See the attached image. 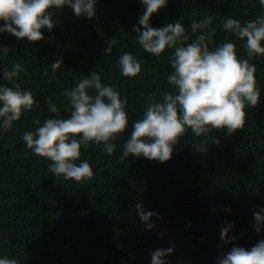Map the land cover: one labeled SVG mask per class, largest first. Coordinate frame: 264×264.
Returning a JSON list of instances; mask_svg holds the SVG:
<instances>
[{"label": "trees", "instance_id": "16d2710c", "mask_svg": "<svg viewBox=\"0 0 264 264\" xmlns=\"http://www.w3.org/2000/svg\"><path fill=\"white\" fill-rule=\"evenodd\" d=\"M96 9L89 19L67 5L52 8L56 23L51 31L42 28L44 38L38 41L0 33V75L15 63L25 69L14 81L0 79V84H19L32 90L36 100L11 129L0 131V256L15 257L20 264H151L150 251L174 241L167 264H216L233 245L250 248L264 239V229L257 233L253 218V211L264 206V56L250 61L256 65L261 98L246 107L243 129L234 134L213 129L207 137L189 129L165 162L143 156L121 159L132 122L153 98L173 91L167 81L172 49L156 56L139 45L132 26L145 10L141 0H97ZM209 15L216 29L210 49L231 40L238 57L248 58L243 41L222 23L229 16L243 23L264 15L258 0H169L150 23L161 27L179 20L190 42L199 35V30L191 32V22ZM113 39L118 43L105 52ZM126 51L141 62L135 76L121 75L118 61ZM57 57L64 64L50 80ZM91 71L127 97L129 124L113 141L111 155L102 150L103 142L81 147L80 159L93 167L90 180L66 181L49 173L52 162L27 149L22 136L34 131V120L43 123L55 115L48 110V98L66 118L71 106L65 89ZM213 136L219 144H212ZM202 141L209 148L205 153L196 151ZM138 202L161 214L152 217L153 229L141 222ZM226 221L235 222L228 235L237 239L229 243L220 239Z\"/></svg>", "mask_w": 264, "mask_h": 264}, {"label": "clouds", "instance_id": "9594fccd", "mask_svg": "<svg viewBox=\"0 0 264 264\" xmlns=\"http://www.w3.org/2000/svg\"><path fill=\"white\" fill-rule=\"evenodd\" d=\"M168 2L141 0L145 10L138 24L132 27L145 51L160 56L166 48L172 49L168 60L172 71L167 75V81L173 91H164L160 99L153 98L142 117L132 122L121 159L143 156L165 162L172 157L174 146L189 129L197 137H207L213 129L234 134L244 128L246 107H254L260 102L256 65L250 61L254 56H264V15L243 23L234 17L224 18L223 29L243 41L248 58H242L238 57L237 45L231 40L210 49L209 43L216 32L211 27L213 16L191 22V32L199 30V35L190 42L186 28L179 20L154 27L150 18ZM241 2L246 4L248 0ZM258 2L264 9V0ZM96 4L97 0H0V21H3L0 33L9 32L18 39L27 37L29 41H38L44 38L41 29L51 31L56 23L52 8L61 9L67 5L75 15L91 19L96 15ZM117 43L115 39L108 41L104 51L111 53ZM118 62L123 76L141 72V62L132 52H124ZM62 64V57L53 60L50 80L55 78ZM24 70L22 64L15 63L11 69L4 68L0 79L14 81ZM64 95L71 106L70 114L66 118L61 116L57 104L48 98V110L55 115L43 123L34 120L37 127L25 132L22 139L33 154L52 162L48 168L50 174L66 181L83 182L90 180L94 171L87 159H80L81 147L86 150L90 142L98 145L103 142L102 150L111 155L116 148L113 141L129 124L128 101L113 85L103 83L101 74L96 71L79 78L71 88L65 89ZM35 103L32 90L15 83L13 86L0 84V131L11 129ZM211 139L212 144L220 143L217 136ZM208 150L207 141L196 145L198 152ZM220 207L232 211L231 206ZM135 208L145 228L153 229L152 217L161 214L145 210L140 202ZM253 218L254 229L259 233L264 229V206L253 211ZM225 224L220 230V239L229 243L237 239L235 235H228L235 222L226 221ZM169 244L150 251L151 264H167V257L175 250V242ZM0 264H20V261L15 257L0 256ZM216 264H264V239L250 248L233 245L216 258Z\"/></svg>", "mask_w": 264, "mask_h": 264}]
</instances>
